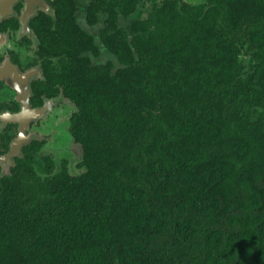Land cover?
<instances>
[{
    "label": "trees",
    "instance_id": "16d2710c",
    "mask_svg": "<svg viewBox=\"0 0 264 264\" xmlns=\"http://www.w3.org/2000/svg\"><path fill=\"white\" fill-rule=\"evenodd\" d=\"M220 1L109 35L116 61L74 36L81 171L36 140L0 176V264H264V0Z\"/></svg>",
    "mask_w": 264,
    "mask_h": 264
},
{
    "label": "flooded vegetation",
    "instance_id": "af4514ba",
    "mask_svg": "<svg viewBox=\"0 0 264 264\" xmlns=\"http://www.w3.org/2000/svg\"><path fill=\"white\" fill-rule=\"evenodd\" d=\"M177 2L190 3L193 9L198 5L221 4L220 0ZM136 3L135 6V0H0V176L11 175L19 157L24 159L27 152L34 153L32 143L36 140L39 142L36 156H41L39 152L59 132V122L65 133L68 130L71 135V119L77 104L67 95L62 78L56 75L63 77L66 73L69 48L77 43L74 36L78 32L95 36L100 50L89 53L92 62L116 61L107 48V37L111 35L122 43L127 36L143 33L145 23L147 29L152 19L158 23L167 19L170 4L175 0ZM163 7L167 8L165 12ZM35 110H39L38 115ZM71 137V141L79 143ZM43 155H50L57 166L67 160L69 171L76 174L69 168L70 159L60 158L59 154Z\"/></svg>",
    "mask_w": 264,
    "mask_h": 264
},
{
    "label": "rangeland",
    "instance_id": "374dc122",
    "mask_svg": "<svg viewBox=\"0 0 264 264\" xmlns=\"http://www.w3.org/2000/svg\"><path fill=\"white\" fill-rule=\"evenodd\" d=\"M57 126L60 129L59 132H55L54 139L51 142H49L47 144V146L44 147L42 149V151L39 152V154L43 155L45 153L46 154L52 153L53 156H56V157L59 154L60 158L63 157L66 159H70L69 168L73 172L78 173L79 171H81V168L78 165L80 162V159H81V155H82L81 144L70 140V139H72V137H71L70 133H68V130L65 133L64 125H62V122H59ZM50 133H51V135H53L52 131H50ZM50 133H48L46 136L47 137L50 136L49 135ZM64 147H65V149H64ZM57 148H59V149H57ZM57 150H58V154H57Z\"/></svg>",
    "mask_w": 264,
    "mask_h": 264
},
{
    "label": "water",
    "instance_id": "95a60500",
    "mask_svg": "<svg viewBox=\"0 0 264 264\" xmlns=\"http://www.w3.org/2000/svg\"><path fill=\"white\" fill-rule=\"evenodd\" d=\"M29 104H30V103H29ZM29 109H30V107H29ZM38 113H39V110H35V111H34V114H35V115H38ZM32 118H33V117H32ZM28 119H29V116L27 117V120H28ZM30 119H31V118H30ZM21 138H22V137H21ZM20 142H21V141H19V142L16 143L15 153H16L17 148L20 146ZM12 154H13V153H12ZM1 160H2V159H1ZM8 161H9V163L11 162V158H10V156H9V158H8ZM4 163H5V162H4ZM4 163H3V164H4ZM5 164H6V163H5ZM5 164H4V166H5Z\"/></svg>",
    "mask_w": 264,
    "mask_h": 264
}]
</instances>
